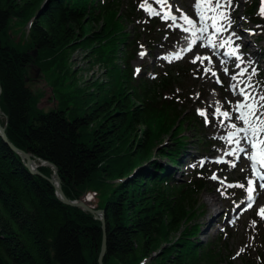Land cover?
<instances>
[{
	"label": "trees",
	"instance_id": "trees-1",
	"mask_svg": "<svg viewBox=\"0 0 264 264\" xmlns=\"http://www.w3.org/2000/svg\"><path fill=\"white\" fill-rule=\"evenodd\" d=\"M142 1L0 0V107L8 115L7 137L56 165L70 199L105 210L104 264H234L224 235L202 242L200 226L191 224L209 181L195 176L174 184L172 165L183 166L187 146L205 150L208 141L202 131L193 141L183 136L186 124L204 125L184 103L191 63L153 78L136 72L142 38L151 48L160 32L156 20H144ZM13 20L27 31L11 35ZM79 46L93 48L109 78L85 98L60 75L70 73V52ZM32 65L55 70L49 84L57 108L50 112L40 109L28 83ZM39 170L53 174L51 166ZM102 239V222L64 204L55 186L32 174L0 137V264H99ZM251 264H264V253Z\"/></svg>",
	"mask_w": 264,
	"mask_h": 264
},
{
	"label": "rangeland",
	"instance_id": "rangeland-1",
	"mask_svg": "<svg viewBox=\"0 0 264 264\" xmlns=\"http://www.w3.org/2000/svg\"><path fill=\"white\" fill-rule=\"evenodd\" d=\"M148 3V0H143L141 4L147 7ZM194 4L195 0H171L170 2L171 10L176 16H180V11H177L179 9L188 17L189 15L192 17L190 9L194 10ZM231 5V8L228 9L231 27L215 37V45L217 46L222 39H227L231 33H235V36L232 37L234 41L232 47L239 46V55L243 57L240 67H237L238 61L235 58L234 62L232 60L226 62L227 59L222 58L221 52L204 46L207 44L206 40L199 43L187 55L180 56L182 57L180 59L169 57L170 51L183 43L187 33L180 28L170 27L171 21L166 23L159 16H150L144 9H142L144 20H156L160 24V32L153 36L157 44H152L151 48L146 46L150 41L149 38H142V50L134 61V66L136 70L139 69L137 71L139 75L153 78L174 64L191 63L192 66L189 70L191 80L184 91V103L189 106V112L195 114L200 121L202 120L204 125L201 130H198L196 127L186 124L183 136H187L193 141L202 131V139L208 141V144L203 147L205 150H198V145L193 143L187 146L181 156L182 170L176 169V166L172 165V168L175 169L174 184L187 182L194 179L195 176L209 181L208 189L201 194V207L198 215L191 224L200 226L199 239L202 242L218 239L224 235L228 241L229 255L234 264H251L257 261L260 254L264 253V218L257 214L258 210L264 207V188L259 187L262 182L257 181V199L250 209L245 210L248 204L246 192L241 188L228 187L227 185L244 184L247 187L246 178H254L250 161L242 153L239 154V160L226 155L235 147V144L229 145L224 137H227L229 132L235 131L228 125L235 123L237 127H243L241 122L235 119L237 114L233 111L234 105L242 97L233 94L231 85L236 82L231 79V76L239 73L242 68H247L246 75L238 77L240 80L247 81V75H251L254 68L256 74L252 76L251 80L254 88L249 91L253 92L257 99L260 95H264V17L259 15L262 0H233ZM155 9L159 10L157 7ZM249 11H253V14ZM234 16L238 17L236 22L233 20ZM10 25L11 35L13 33L21 34L28 28L17 20H13ZM235 28L242 30L244 39L237 41L236 33L239 31ZM130 30L134 31L133 25H129ZM92 50L93 48H83V46L73 49L70 52L71 60L68 64L70 73H60V75L66 74L69 77L67 81L74 82L76 87L83 91L84 98L91 94H97L99 85L109 81L106 66L95 61L91 54ZM212 51L216 56H213ZM142 52L145 53L143 57L140 55ZM197 57H208L209 59H205L203 63L200 60L192 63ZM208 67L211 68V71L205 73V68ZM225 68L228 69L227 74H225ZM53 70L45 73L38 65L29 67L28 83L34 89L39 102L38 106L44 112H50L57 108V96L49 84V77L55 76ZM212 72H215L216 76H213ZM217 78L220 83H217ZM59 81H63L60 82L62 85L66 84V81L61 78ZM58 87L61 90L62 87ZM239 87L243 88L245 84H240ZM62 89L64 90V88ZM216 107H220L221 111L229 112L233 119L224 120L223 117L214 115ZM82 108L86 109L83 106ZM198 109L209 114L208 124L205 123L204 117L198 114ZM7 118L8 115L3 111V116L0 119L5 123L4 125L8 124ZM221 121H223V126ZM167 142L169 143V141ZM218 160H223L224 163H217ZM161 161L164 164H169L168 158H163ZM201 161L204 162L203 166H201ZM230 163H235L236 167H230ZM213 175L217 177L216 180L211 178ZM253 222H255L254 225Z\"/></svg>",
	"mask_w": 264,
	"mask_h": 264
},
{
	"label": "snow or ice",
	"instance_id": "snow-or-ice-1",
	"mask_svg": "<svg viewBox=\"0 0 264 264\" xmlns=\"http://www.w3.org/2000/svg\"><path fill=\"white\" fill-rule=\"evenodd\" d=\"M155 4H158L159 10L151 7H145L144 4H141L140 7L144 9L150 16H159L166 23L171 21L170 27L180 28L182 31L189 33L192 37L191 43L188 51H191L192 46L197 42L198 33L203 35L208 32L209 28L213 30V35L208 37L206 47H216L215 37L221 35L224 31H227L231 27V20L228 14V9L231 8V0H196L194 4V11L199 20V26L197 22L189 18L181 10L180 16L177 17L172 13L171 5L168 4V0H153ZM259 15L264 17V0H262V5L259 10ZM235 36V33H231L228 39L224 40L220 47L224 45H232L234 41L232 37ZM239 39V37H237ZM239 46H236L231 49L230 52L225 53L230 58L235 57L237 67H240V64L243 63V57L238 54ZM142 57L145 53L140 54ZM175 59H180L179 55L174 57ZM208 57H197L192 61L196 63V60H200L201 63ZM139 71V69L137 70ZM211 71V68H205V73ZM225 74L228 73V69H224ZM247 73V68H242L239 73L232 75L231 79L236 83L231 85L234 95H239L242 97L241 100L233 107V111L237 114L235 119L239 120L243 127H237L235 123L228 125L229 127L235 129L233 132H229L227 137L224 139L229 145L235 144V147L231 151L227 152L226 155L233 156L236 160H239L241 153L245 154V157L250 161V167L252 169V174L256 178L247 179V187L244 184L236 185H227L228 187H238L243 189L246 192L247 196V209H250L255 203L254 195L256 182L261 181L259 187L264 188V95H260L259 98L253 95V92L249 89H253L254 85L251 83L252 76L256 74L255 69L253 68L251 75H247V81L240 80L238 77H244ZM213 76H216L215 72H212ZM217 83H220L219 78H217ZM240 84H245V87H239ZM198 114L204 117L205 123H209L208 116L209 114L203 110L198 109ZM259 113V115H258ZM217 117H223L224 120L233 119L232 115L227 111H221L220 107H216L215 113ZM223 126V121H221ZM243 133V136L240 134ZM241 140L245 142L247 147L241 145ZM217 163H224L223 160L216 161ZM203 161H201V166H203ZM195 166V165H193ZM230 167L235 168V163H230ZM212 179L216 180L217 177L213 175ZM223 183V181H221ZM261 218H264V207H261L257 213ZM255 222H253V225Z\"/></svg>",
	"mask_w": 264,
	"mask_h": 264
},
{
	"label": "water",
	"instance_id": "water-1",
	"mask_svg": "<svg viewBox=\"0 0 264 264\" xmlns=\"http://www.w3.org/2000/svg\"><path fill=\"white\" fill-rule=\"evenodd\" d=\"M34 56H37V50L34 51ZM2 93V85L0 81V95ZM8 120V118H7ZM6 125H1L0 123V137L4 140L5 143L16 153H18L21 158L23 159L25 166L27 169L32 173L36 175H40L44 178H46L49 182H51L56 189V194L59 197V199L67 205L76 207V208H82L85 211L90 212L96 220H100L102 222V228H103V239H102V247H101V252L99 255V264H104V258L106 256L107 252V226H106V212L104 209L102 210H96L92 208L86 200H72L70 199L64 192L63 187H62V181L59 176V170L58 167L52 163H50L47 160H44L42 158H39L35 156L31 152L24 151L18 147H16L12 142L9 141L6 133ZM45 165H50L54 173L51 177H47L44 175L40 170V166H45ZM54 177H57L58 183H56Z\"/></svg>",
	"mask_w": 264,
	"mask_h": 264
},
{
	"label": "bare ground",
	"instance_id": "bare-ground-1",
	"mask_svg": "<svg viewBox=\"0 0 264 264\" xmlns=\"http://www.w3.org/2000/svg\"><path fill=\"white\" fill-rule=\"evenodd\" d=\"M232 1L233 0H231V3H232ZM148 5H147V7H151V8H153V5H155L157 8H159L160 6L158 5V4H155L154 2H153V0H148ZM170 2H171V0H168V4H170ZM195 3H196V0H195ZM191 10V16L192 17H190V15H189V18H191V19H193L194 21H196L197 22V26H199V20H198V17L196 16V13H195V11L193 10L192 11V9H190ZM177 17H179V16H177ZM237 19H238V17H236V16H234V18H233V20L236 22L237 21ZM235 29H237L239 32H237L236 34L238 35V37H239V39H237V41H240L241 39H244V35H243V32H242V30H239L238 28H235ZM213 35V30L211 29V28H209V30H208V32L207 33H205V34H203L202 36H199V35H201V34H199L198 33V40L200 41V43H202V41H204V40H208V37H210V36H212ZM217 37V36H216ZM220 44V43H219ZM187 45H188V42L186 43H183L178 49H176V51L175 52H177V53H179V55H180V53H182V52H184L185 50H186V47H187ZM208 49H211V50H213L214 51V49L212 48V47H208ZM213 51H212V54H213ZM208 52H210V51H208ZM226 52V51H225ZM211 53V52H210ZM213 56H216V54H213ZM212 56V57H213ZM219 57V56H218ZM222 58H224V54L222 53ZM230 60H232L233 62H234V59H230ZM229 60V61H230ZM228 60H226V62H229ZM1 116H3V111H2V109H1V107H0V117ZM1 123V122H0ZM1 125H2V123H1ZM241 136H243V133H241L240 134ZM241 144H243V145H245V142L243 141V140H241ZM246 147H247V145H245ZM242 155H245V154H243L242 153ZM41 167V166H40ZM54 179H55V181H56V183H58V179H57V177H54ZM215 205V204H214Z\"/></svg>",
	"mask_w": 264,
	"mask_h": 264
}]
</instances>
